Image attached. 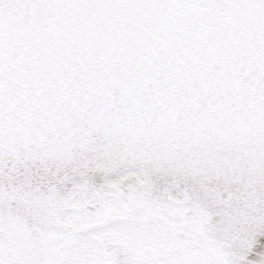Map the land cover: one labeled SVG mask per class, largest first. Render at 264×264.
Returning a JSON list of instances; mask_svg holds the SVG:
<instances>
[{"label": "flooded vegetation", "instance_id": "af4514ba", "mask_svg": "<svg viewBox=\"0 0 264 264\" xmlns=\"http://www.w3.org/2000/svg\"><path fill=\"white\" fill-rule=\"evenodd\" d=\"M238 19L226 22L251 29L263 20ZM133 82L118 83L139 91ZM135 97L143 102L95 106L88 118L106 128L98 135L85 133L82 122L77 127L83 115L66 112L75 117L59 128L50 165L36 159L24 170L27 162H16L23 183L16 194H0V264H261L264 138L241 130L234 118L176 108L164 93L157 103ZM70 134L84 144L72 145ZM51 164L60 165L58 175H38ZM163 174L161 192L151 179Z\"/></svg>", "mask_w": 264, "mask_h": 264}, {"label": "water", "instance_id": "95a60500", "mask_svg": "<svg viewBox=\"0 0 264 264\" xmlns=\"http://www.w3.org/2000/svg\"><path fill=\"white\" fill-rule=\"evenodd\" d=\"M257 2L264 0H0V194H16L22 182V172L12 168L16 162H27L24 170L36 159L40 167L50 165L47 153L58 149L59 128L75 117L66 112L83 115L75 122L98 135L106 128L88 118L95 106L143 102L138 95L157 103L161 85L178 95L166 94L176 108L243 115L263 133L264 54L258 47L264 50V12L256 11ZM243 16H258L262 24L243 29L226 22ZM110 81L116 84L105 85ZM64 97L75 101V110ZM68 139L84 144L71 134ZM51 166L38 175H58L60 165ZM163 176L151 180L165 184ZM216 218L221 232H229ZM257 255L264 257V243Z\"/></svg>", "mask_w": 264, "mask_h": 264}, {"label": "bare ground", "instance_id": "6f19581e", "mask_svg": "<svg viewBox=\"0 0 264 264\" xmlns=\"http://www.w3.org/2000/svg\"><path fill=\"white\" fill-rule=\"evenodd\" d=\"M156 185H158V184H156ZM160 185H161V190H160V187H158L157 191H161L162 192V191H164L163 188H165V184H160Z\"/></svg>", "mask_w": 264, "mask_h": 264}]
</instances>
